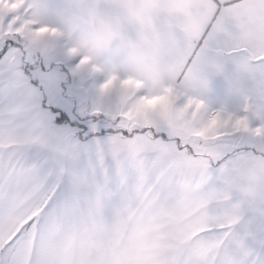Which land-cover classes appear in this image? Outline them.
I'll return each mask as SVG.
<instances>
[{"label":"snow or ice","instance_id":"1","mask_svg":"<svg viewBox=\"0 0 264 264\" xmlns=\"http://www.w3.org/2000/svg\"><path fill=\"white\" fill-rule=\"evenodd\" d=\"M163 2L195 22V39L174 26L159 88L141 69L110 72L94 110L106 126L79 125L77 135L31 102L25 71L46 36L98 37V0L63 12L0 0V264H264V195L238 189L234 168L264 169V124L209 114L186 95L202 62L219 70L210 53L220 49L264 89V0Z\"/></svg>","mask_w":264,"mask_h":264},{"label":"clouds","instance_id":"2","mask_svg":"<svg viewBox=\"0 0 264 264\" xmlns=\"http://www.w3.org/2000/svg\"><path fill=\"white\" fill-rule=\"evenodd\" d=\"M100 19L95 26L98 37L85 34L69 35L70 47L77 49L75 56L89 57L91 65L107 66L108 73L114 72L119 78L136 75L141 69L144 84L149 89L162 86L171 65L167 62L173 48V28L181 26L189 39L197 35V25L178 6L166 5L163 0H98ZM39 11L50 14L47 3L39 5ZM132 29L136 39H124ZM46 45H34L41 55L54 52V38L46 36ZM99 85V91L101 85ZM192 89L206 86L202 79L201 67L192 75ZM120 79L114 82L110 92L118 95ZM130 109L134 105L128 106ZM236 187L246 190L252 199L264 195V169L251 161H240L234 165Z\"/></svg>","mask_w":264,"mask_h":264},{"label":"crops","instance_id":"3","mask_svg":"<svg viewBox=\"0 0 264 264\" xmlns=\"http://www.w3.org/2000/svg\"><path fill=\"white\" fill-rule=\"evenodd\" d=\"M47 2L61 12L69 10L72 4V0H47ZM54 26L59 25L56 24ZM125 36L129 40L134 41L136 39L135 32L132 29H129ZM53 44L55 57L50 56L51 67L48 68L58 71L60 70L59 64L63 65L65 70L61 69V73L62 71L66 73L67 81L62 80L61 83L63 89L66 88V94H68V99H66L75 104V99L71 97L82 93L86 97L85 102L90 113L88 116H92L101 99L99 85L104 82L109 74L107 66L95 72L92 71L91 66L78 67L81 57L69 55L68 48L71 45L67 34L54 38ZM35 56L41 57L42 55L36 53L33 57ZM210 61L212 64L218 65L219 70L211 67L207 62H202L201 75L207 82L206 86L196 90L187 89L186 95L202 101L209 114L220 112L222 114H230L233 117L247 116L251 128L264 124V89L257 87V82L251 75L239 70V57L220 49L210 53ZM48 68L43 66L41 70H47ZM29 74V71H25L31 102L41 112L47 114L52 122V117L55 115L53 109L56 108L47 103L41 84L38 81H33ZM61 78L59 77V80ZM108 99L105 98V103L108 102ZM183 102L184 97L180 100V103ZM246 106L249 107L247 112L245 111ZM97 118L95 116L92 119ZM52 124L55 125L53 122ZM58 125L55 126L59 127ZM247 142L256 143L258 141L253 138Z\"/></svg>","mask_w":264,"mask_h":264},{"label":"rangeland","instance_id":"4","mask_svg":"<svg viewBox=\"0 0 264 264\" xmlns=\"http://www.w3.org/2000/svg\"><path fill=\"white\" fill-rule=\"evenodd\" d=\"M54 52L52 55H50L53 58L55 57ZM50 56L42 55L41 57H32V61L26 65V71L30 72L29 75L32 77L33 81H38L41 84L44 90V98H46L47 103L57 109V112H54L55 115L52 117V122L55 125H58L60 123L66 124L64 126L60 124L58 125V128L71 130L78 135L80 132L79 125L88 127L91 124L96 123L98 127L101 125L106 126V121H99V118L92 119L93 117L97 116L96 114H94L95 112H93L92 116H88L90 115V113L87 110L88 108L85 102L86 97L82 93H80L81 95L78 94L71 97L75 99V104L67 100L68 94H66V88L63 89V85L61 83L62 80L67 81L66 73L63 72L65 68L62 64H59L60 70L58 71L48 68L51 67ZM42 65L48 69L41 70V68L43 67ZM61 69L63 70L62 73ZM59 77H62L61 80H59ZM82 97L83 99L81 100ZM62 116L65 118V122H61L62 120L60 121L57 119H61Z\"/></svg>","mask_w":264,"mask_h":264},{"label":"trees","instance_id":"5","mask_svg":"<svg viewBox=\"0 0 264 264\" xmlns=\"http://www.w3.org/2000/svg\"><path fill=\"white\" fill-rule=\"evenodd\" d=\"M53 111L57 112L56 109H53ZM57 119L60 120V121L62 120V119H59V118H57ZM61 122H65V120L63 119Z\"/></svg>","mask_w":264,"mask_h":264}]
</instances>
